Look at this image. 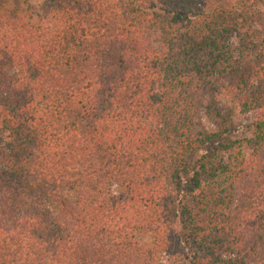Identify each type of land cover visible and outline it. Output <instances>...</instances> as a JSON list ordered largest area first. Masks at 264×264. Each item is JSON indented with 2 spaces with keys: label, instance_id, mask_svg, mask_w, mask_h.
Instances as JSON below:
<instances>
[{
  "label": "trees",
  "instance_id": "obj_1",
  "mask_svg": "<svg viewBox=\"0 0 264 264\" xmlns=\"http://www.w3.org/2000/svg\"><path fill=\"white\" fill-rule=\"evenodd\" d=\"M12 1L0 264H264V0Z\"/></svg>",
  "mask_w": 264,
  "mask_h": 264
},
{
  "label": "rangeland",
  "instance_id": "obj_2",
  "mask_svg": "<svg viewBox=\"0 0 264 264\" xmlns=\"http://www.w3.org/2000/svg\"><path fill=\"white\" fill-rule=\"evenodd\" d=\"M10 5L11 7H14L16 5V2L11 0ZM24 9H26L30 13H34L38 21L44 19L49 11L40 0H30V3L24 6ZM202 124L210 132L215 129L213 118L210 116H204L202 118Z\"/></svg>",
  "mask_w": 264,
  "mask_h": 264
}]
</instances>
